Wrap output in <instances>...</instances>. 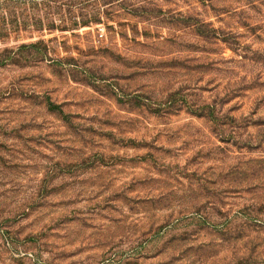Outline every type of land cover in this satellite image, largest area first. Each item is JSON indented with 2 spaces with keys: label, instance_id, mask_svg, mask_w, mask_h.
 <instances>
[{
  "label": "rangeland",
  "instance_id": "obj_1",
  "mask_svg": "<svg viewBox=\"0 0 264 264\" xmlns=\"http://www.w3.org/2000/svg\"><path fill=\"white\" fill-rule=\"evenodd\" d=\"M0 264H264V0H0Z\"/></svg>",
  "mask_w": 264,
  "mask_h": 264
},
{
  "label": "trees",
  "instance_id": "obj_2",
  "mask_svg": "<svg viewBox=\"0 0 264 264\" xmlns=\"http://www.w3.org/2000/svg\"><path fill=\"white\" fill-rule=\"evenodd\" d=\"M9 58V57H8ZM7 60V59H6Z\"/></svg>",
  "mask_w": 264,
  "mask_h": 264
}]
</instances>
